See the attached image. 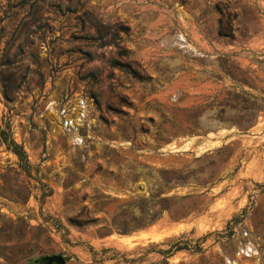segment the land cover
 I'll return each instance as SVG.
<instances>
[{"label":"rangeland","instance_id":"1","mask_svg":"<svg viewBox=\"0 0 264 264\" xmlns=\"http://www.w3.org/2000/svg\"><path fill=\"white\" fill-rule=\"evenodd\" d=\"M7 129L0 264H264V0H0ZM148 168L188 213L111 230Z\"/></svg>","mask_w":264,"mask_h":264},{"label":"trees","instance_id":"2","mask_svg":"<svg viewBox=\"0 0 264 264\" xmlns=\"http://www.w3.org/2000/svg\"><path fill=\"white\" fill-rule=\"evenodd\" d=\"M222 35L225 33L221 32ZM1 140L5 143L6 148L11 150L19 159L22 166L28 165V160L26 153L24 152L22 146L17 144L10 136L9 130H0ZM153 169L148 168L146 175L154 178V186L149 190V196L144 198L138 196L137 199L131 200L128 203H120L115 207V214L112 220L111 230H115L119 233H129L135 229L153 224L156 222L164 212H167L172 219H180L186 216L188 212L180 211V208L188 209L183 205V201L189 195H167L164 191L171 185H180L183 183V178L180 172H175L173 176L167 175L166 170H155V174L152 173ZM141 173H132L130 178L131 183L139 180ZM167 177L168 180L165 179ZM137 195V194H136ZM135 207L138 212H135ZM79 215H75L74 222L77 225H83L84 223L95 220V218H90L86 220H81L78 218ZM129 219L130 224L124 222ZM187 248V244H179V242L172 244L169 248L161 250L162 253L168 254L172 251Z\"/></svg>","mask_w":264,"mask_h":264},{"label":"water","instance_id":"3","mask_svg":"<svg viewBox=\"0 0 264 264\" xmlns=\"http://www.w3.org/2000/svg\"><path fill=\"white\" fill-rule=\"evenodd\" d=\"M137 232H139V229L134 230L129 234H132V237H133V235ZM40 260L43 262V264H51L52 262L54 264H64V262H65L64 256H62L60 254L48 255V256L41 258Z\"/></svg>","mask_w":264,"mask_h":264},{"label":"flooded vegetation","instance_id":"4","mask_svg":"<svg viewBox=\"0 0 264 264\" xmlns=\"http://www.w3.org/2000/svg\"><path fill=\"white\" fill-rule=\"evenodd\" d=\"M38 264H43V263L39 262ZM51 264H54V263L52 262Z\"/></svg>","mask_w":264,"mask_h":264}]
</instances>
